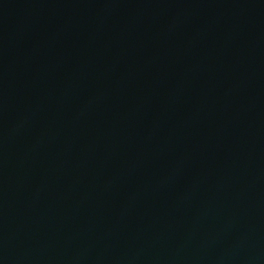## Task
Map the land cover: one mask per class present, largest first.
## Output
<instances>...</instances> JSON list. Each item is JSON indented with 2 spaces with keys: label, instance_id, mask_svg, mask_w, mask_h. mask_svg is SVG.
Returning a JSON list of instances; mask_svg holds the SVG:
<instances>
[{
  "label": "water",
  "instance_id": "obj_1",
  "mask_svg": "<svg viewBox=\"0 0 264 264\" xmlns=\"http://www.w3.org/2000/svg\"><path fill=\"white\" fill-rule=\"evenodd\" d=\"M0 264H264V0H0Z\"/></svg>",
  "mask_w": 264,
  "mask_h": 264
}]
</instances>
